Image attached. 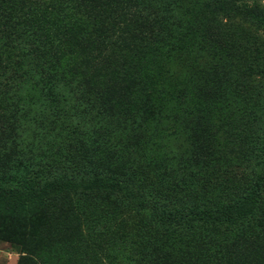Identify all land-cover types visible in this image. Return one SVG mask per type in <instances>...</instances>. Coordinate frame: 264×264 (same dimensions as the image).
Returning a JSON list of instances; mask_svg holds the SVG:
<instances>
[{
	"label": "rangeland",
	"instance_id": "374dc122",
	"mask_svg": "<svg viewBox=\"0 0 264 264\" xmlns=\"http://www.w3.org/2000/svg\"><path fill=\"white\" fill-rule=\"evenodd\" d=\"M227 1L0 0V184L128 186L0 201V264H264V183L251 216L208 219L218 172L243 195L264 176V25L243 14L264 0Z\"/></svg>",
	"mask_w": 264,
	"mask_h": 264
},
{
	"label": "trees",
	"instance_id": "16d2710c",
	"mask_svg": "<svg viewBox=\"0 0 264 264\" xmlns=\"http://www.w3.org/2000/svg\"><path fill=\"white\" fill-rule=\"evenodd\" d=\"M239 6L240 4H238L237 0H229L220 6V10L218 12L230 18L233 16L234 12L237 11ZM244 7H246V9L243 11V14L246 18H251L264 25V12L262 10L261 3H245ZM17 33L19 34L20 31ZM263 52L264 50H262V48L257 49L259 57ZM249 69L250 72L247 73L248 79L244 83V86L247 90H252L254 87H259L251 86L254 82H258V72L255 71L254 65L250 66ZM260 86H264V84ZM218 176L226 179V181L230 183V195L232 198L224 200V206H220V204L218 206L213 204L214 210L212 212H216L214 214V217L216 218L208 217L209 221H229L233 218L246 217L254 214L258 204L262 200V185L264 183V176H262L258 184L254 186V190L246 195L240 194L239 187L237 186V181L240 183L243 179V172L238 170L236 171L232 167H225L222 174L219 172L217 173V177ZM190 180L193 181V178H190ZM77 190H107L120 192L128 190V186H126V183L122 179L107 175H97L90 180H81L74 177L47 180L38 189L20 186L10 187L0 184V201L9 205L37 203L50 196L60 195L65 192H76ZM203 215L205 216L203 211L198 210V212H196L189 208L181 213L178 219L175 217V220L179 222L182 220L185 223H190Z\"/></svg>",
	"mask_w": 264,
	"mask_h": 264
}]
</instances>
